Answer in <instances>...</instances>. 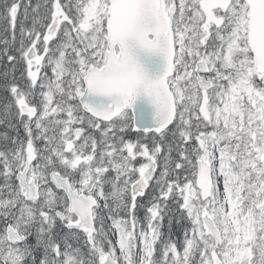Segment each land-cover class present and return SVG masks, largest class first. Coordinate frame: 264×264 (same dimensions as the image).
Here are the masks:
<instances>
[{"label": "snow or ice", "instance_id": "snow-or-ice-1", "mask_svg": "<svg viewBox=\"0 0 264 264\" xmlns=\"http://www.w3.org/2000/svg\"><path fill=\"white\" fill-rule=\"evenodd\" d=\"M0 264H264V0H0Z\"/></svg>", "mask_w": 264, "mask_h": 264}]
</instances>
